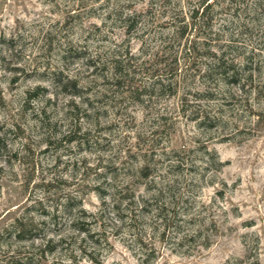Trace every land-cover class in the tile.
I'll list each match as a JSON object with an SVG mask.
<instances>
[{"label":"rangeland","instance_id":"1","mask_svg":"<svg viewBox=\"0 0 264 264\" xmlns=\"http://www.w3.org/2000/svg\"><path fill=\"white\" fill-rule=\"evenodd\" d=\"M0 264H264V0H0Z\"/></svg>","mask_w":264,"mask_h":264},{"label":"trees","instance_id":"2","mask_svg":"<svg viewBox=\"0 0 264 264\" xmlns=\"http://www.w3.org/2000/svg\"><path fill=\"white\" fill-rule=\"evenodd\" d=\"M81 230H83V229H81Z\"/></svg>","mask_w":264,"mask_h":264}]
</instances>
